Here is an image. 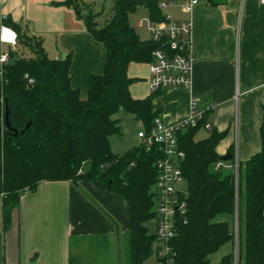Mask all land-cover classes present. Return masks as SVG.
Listing matches in <instances>:
<instances>
[{
    "label": "trees",
    "instance_id": "obj_1",
    "mask_svg": "<svg viewBox=\"0 0 264 264\" xmlns=\"http://www.w3.org/2000/svg\"><path fill=\"white\" fill-rule=\"evenodd\" d=\"M159 0H114L104 15L80 0H66L88 32L105 51L104 71L87 79V98L71 88V53L58 59L47 56L41 38L27 34L9 21L4 25L17 34L12 60L0 80V127L4 130L5 101L8 121L17 136H0V197L4 228L20 197L33 192L40 182L69 181L77 186L92 183L100 190L124 198L129 216L130 264H142L151 253L155 236L145 223L155 219L151 188L156 179V148L137 145L124 154L112 153L109 137L120 135V110L135 117L149 131L157 113L150 103L158 93L143 99L131 96L135 81L128 76L131 64H148L158 46L143 40L129 24V14L147 10L153 21L162 20ZM85 12L84 14L82 12ZM26 52V55L21 51ZM259 127L261 149L244 163L238 179L232 168L215 169L216 147L226 132L212 131L196 138L206 123L177 132L184 179L186 212L176 219L175 236L169 241L170 264H211L209 257L236 239L237 264H264V104ZM229 153H232L230 150ZM232 159L224 162L232 165ZM234 253L217 264H235ZM162 264H168L158 259Z\"/></svg>",
    "mask_w": 264,
    "mask_h": 264
},
{
    "label": "crops",
    "instance_id": "obj_2",
    "mask_svg": "<svg viewBox=\"0 0 264 264\" xmlns=\"http://www.w3.org/2000/svg\"><path fill=\"white\" fill-rule=\"evenodd\" d=\"M65 1L1 0L0 25L6 20L41 38L51 59L70 52V85L85 100L87 79L103 73L106 51ZM110 1L112 5L114 0ZM80 2L98 12L94 6L102 0ZM140 9L147 17V10ZM168 13L176 21L191 22L195 56L192 84L189 89L159 92L151 100V111L167 127L180 124L190 112L204 117L211 129H201L207 134L199 138L214 130L226 132L216 147L217 154L225 156L236 148L239 162L244 163L261 149L264 6L258 0H198L190 14L178 6ZM8 49L0 43V55ZM130 66L128 76L135 79L130 86L131 96H149V72L139 79ZM192 100H197L193 111ZM113 118L119 122L120 135L108 140L112 153L121 155L137 146V133L144 125L123 110ZM150 222L145 227L148 235L154 236L156 221L151 231L147 228ZM128 233L124 198L89 182L77 186L69 181L40 182L33 192L20 197L7 229L0 197V264H130ZM159 248L154 241L150 256L142 264H162L157 257ZM235 252V242L227 243L209 257L210 263L217 264Z\"/></svg>",
    "mask_w": 264,
    "mask_h": 264
},
{
    "label": "built area",
    "instance_id": "obj_3",
    "mask_svg": "<svg viewBox=\"0 0 264 264\" xmlns=\"http://www.w3.org/2000/svg\"><path fill=\"white\" fill-rule=\"evenodd\" d=\"M258 2L264 6V0H258ZM197 4L198 0H159L158 8L162 14V20L153 21L147 16L136 22V28L145 30L149 35V40L158 46L151 52V60L148 62V86L151 93L163 92L170 88L189 89L191 87L195 62L191 49V22L176 21L168 10L178 6L183 12L190 14ZM0 43L15 49L16 32L9 26L0 25ZM8 61V53H2L0 55V80H2L3 69ZM196 101L190 102L191 111L194 110ZM201 119L202 116H196L190 112L188 118L180 124L167 127L156 118L153 127L148 132L142 129L137 133V145L146 146L147 149L154 147L160 153L155 161L156 179L151 188L152 210L156 220L155 241L164 246L163 249H158L157 257L168 264L172 262L168 243L175 236L176 219L184 216L186 212L184 187H181L184 179L180 169L183 153L178 150L176 134L186 127H196ZM203 129L210 130L211 128L208 123H205ZM231 155L233 161L231 166H226L224 162L219 161L215 164V169L232 168L234 178L237 180L239 160L236 148L232 150ZM235 233L237 243L236 227ZM234 262L237 264V251Z\"/></svg>",
    "mask_w": 264,
    "mask_h": 264
},
{
    "label": "rangeland",
    "instance_id": "obj_4",
    "mask_svg": "<svg viewBox=\"0 0 264 264\" xmlns=\"http://www.w3.org/2000/svg\"><path fill=\"white\" fill-rule=\"evenodd\" d=\"M110 0H102V2H98L95 4V10L98 11V12H101L105 15L111 8V4H110ZM104 5V6H103ZM101 7H104L103 9H101ZM145 12L143 11V9H136V11H134L133 13H130L129 14V24L135 29V31L137 32V34L139 35V37L143 40H146V39H149V35L146 31H143V30H139L135 27V24L136 22L139 20V19H142V18H145ZM21 55L24 54L26 55V52H24L23 50L20 52ZM131 68H134V72H135V76L136 78H139V79H143L144 76L147 74V71H148V64H131L130 66ZM202 134H207V132H204V131H199L198 134L196 135V138H199L200 136L199 135H202ZM181 187H185V184L183 183ZM155 219H153V221H149L150 223L148 224L147 228L149 229V231H151L152 229V226L155 224ZM159 244V247L161 249L164 248L163 244L161 243H158Z\"/></svg>",
    "mask_w": 264,
    "mask_h": 264
},
{
    "label": "water",
    "instance_id": "obj_5",
    "mask_svg": "<svg viewBox=\"0 0 264 264\" xmlns=\"http://www.w3.org/2000/svg\"><path fill=\"white\" fill-rule=\"evenodd\" d=\"M8 58L9 60H12V50L11 48L8 49ZM30 122H27L25 124V127L21 130V131H17L11 128L9 121H8V109L6 106V101H5V112H4V118H3V124H4V130L2 129V127H0V136L3 135H12V136H17L18 134H22L29 126ZM232 159V155L231 154H227L225 156H223L220 161L221 162H226Z\"/></svg>",
    "mask_w": 264,
    "mask_h": 264
}]
</instances>
